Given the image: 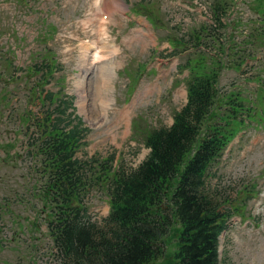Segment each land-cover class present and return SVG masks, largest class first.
<instances>
[{"label":"trees","instance_id":"trees-1","mask_svg":"<svg viewBox=\"0 0 264 264\" xmlns=\"http://www.w3.org/2000/svg\"><path fill=\"white\" fill-rule=\"evenodd\" d=\"M225 16V9L215 5L214 26L192 35L195 47L205 37L222 44V53L236 48L227 51L224 46L222 31L229 26ZM200 53L188 103L172 126L150 133V153L134 169L116 168L111 159L83 163L75 158L80 134L74 131L54 137L43 148L54 178L44 191L45 201L64 209L53 233L65 264H221L218 238L234 208L222 209L230 200L213 192L207 178L212 163L244 124L239 119L246 108L240 93L221 98L223 63L212 58L208 63L209 57ZM237 54L234 65L241 67L249 54ZM95 187L105 188L111 199L112 212L101 227L82 222L76 200Z\"/></svg>","mask_w":264,"mask_h":264},{"label":"rangeland","instance_id":"rangeland-1","mask_svg":"<svg viewBox=\"0 0 264 264\" xmlns=\"http://www.w3.org/2000/svg\"><path fill=\"white\" fill-rule=\"evenodd\" d=\"M103 1L104 0H102V2ZM132 1L135 2L136 0ZM160 1L157 3L163 10V19L165 23H168L169 27H173L175 34L179 36L184 35L185 32L187 33V31L195 27L199 28L203 25V22L207 23L205 17L198 13L195 7L189 6V4L183 0ZM261 1H263L262 5ZM261 1L246 0L245 4H242L240 7L241 12L234 15V17L238 19L242 16V13L244 14V18L241 19H243V29L246 30V32L258 33L264 28V14H262V16L256 14V11H258L257 8L264 10V0ZM204 2H206L204 5L208 11H210L209 5L211 3L217 4V2H220V4L226 6L230 12H233L236 0H204ZM237 3L240 4L241 1L238 0ZM91 4L92 0H38L37 6L43 9L42 16H47L48 10L51 9L50 12H52V17L49 18V21H54L59 24L57 26L60 28V32L63 31L62 34L69 38L82 36L91 37V26L89 25V27H87L82 23L83 20V22H85V16ZM252 4L254 11L250 13L249 9ZM92 6L95 5L93 4ZM92 6L91 10L95 8H92ZM103 7L104 9L106 7L105 10L109 9L107 4H103ZM20 9L22 8L14 5L12 11H9L11 12L10 16H19L22 13ZM93 14L96 15L98 12ZM20 16L22 20L24 19L23 21L29 22L31 26L30 31H27L24 36L25 41H22V45H28L30 49L33 47V44H40L35 41L34 38L37 29L41 25V18L37 13ZM66 19L70 20L66 22ZM22 20H19V25H22ZM120 27H123L121 35L128 36L132 33L136 34L139 24L128 25V22L116 19L115 22L109 26L111 31H116ZM232 29V27L229 28V30ZM147 32L150 35L143 36L145 40L134 47L136 57L132 62V73H136L140 65L147 63L151 59L160 57V53L165 48V46H160L158 50L159 53H155L157 41L154 31L151 30ZM165 34L166 33L162 32L161 35ZM243 38L244 36L237 37L236 41L240 42ZM28 42L31 44L29 45ZM7 43L9 45L12 44V42ZM61 43L66 44L68 41L62 38ZM239 45V49H241V47L246 48L249 52L253 51L256 55V61L253 59V61L250 62L254 64V70L245 75L246 77L249 76L256 79L246 82L244 78H240L238 71L227 68L222 74L220 73L221 87L223 92L227 93L235 89V85H239L238 87L242 88H244L245 85V87L249 89L251 97L255 98L258 94L257 90L260 86H263L264 83V40H259L258 43L253 46L246 43H240ZM59 51L67 69L70 65L68 63V57L71 52L64 48L59 49ZM19 56H21V59ZM37 56V61H39L40 56L38 52ZM15 57L14 63L16 65H28V63H30L28 54L24 53L23 55L20 50L16 53ZM182 61L183 60H180V63H182ZM233 61L234 58L232 56H226L225 62L230 63ZM170 62L173 68L177 60L173 59V61ZM249 68L250 66L244 67V69ZM139 71L140 69L137 72ZM173 72L163 77L158 73L146 75L149 83L145 84V87L148 86L150 88V94L143 101L141 107L136 109L131 107L130 115L133 120L136 119L139 114L142 116L136 121L137 125L135 127L133 126L131 136L129 135L128 138L124 136L123 131L120 130L121 125L115 124L113 120L108 124L105 123V127H99L101 123L97 125L93 120H90L91 118L93 119L100 116L101 113L98 108H91V114L87 116L88 121L85 116L81 115L84 123L89 128V133L86 138L87 145H84L78 157L83 160L89 159L91 156H94V158L112 157L111 161L116 168L118 167L128 171L141 164L150 153V149L145 146L146 137L150 130L152 128L170 127L173 123L175 113L181 110L187 102V92L185 93L186 88H175L177 85L173 84ZM176 80H178V78H176ZM9 81L10 80H7V83H9ZM22 81V87H26V85L30 86L29 82H25V80ZM128 82V78H121L120 83H117V91L111 87L114 93L112 96L124 102L128 94V92L126 94L125 89L126 86L129 88V85H127ZM53 83L56 84L55 81ZM7 87L9 91H11L13 87L17 88L13 83L10 85L8 84ZM143 88L144 85L142 86V90ZM52 89L56 92L59 90V86L55 85ZM73 89L74 87L69 85L66 89V93L72 92ZM25 92L28 93V90H25L24 93ZM96 95L100 97L98 96V90L96 91ZM101 96L104 97V100L108 101L107 93L105 95L101 93ZM219 106L220 104H217V109L214 110V112L218 111ZM100 117V121H103L102 115ZM72 119L74 124L78 122L76 118L72 117ZM68 122L69 118L65 117L64 125ZM111 130H115L117 133L115 140L109 138L108 133ZM11 136L14 137V135ZM232 145L231 150L227 151L224 156L220 158L218 163L212 167V176L209 179V183L210 189L217 186L229 189L230 191L228 192L232 198L236 199L238 198L239 192L245 190L251 191L254 184L257 185L256 190H262V181L264 179V128L262 126L259 128H249L244 134V137L241 140L235 141ZM21 149L22 148L18 146L15 150L21 151ZM3 157L4 155L0 154V264H44L48 259L49 237L46 236V225L43 216L39 211L36 212L32 210L33 204L40 206L37 200L41 197L37 195L36 198L34 197L32 200L30 192L28 191L29 187L34 189L41 187L43 184L41 176L39 175L40 172L37 176L33 175L35 178L31 180L30 175L27 174L30 163L25 157H23L20 162L17 161L13 164V161H9V163L5 165L1 160ZM92 196V221L96 222L98 227H101L104 225V218L107 217L109 213V204L105 202L107 198L105 195H102L100 191L94 192ZM99 197L102 198V200L99 199ZM263 198L259 197L256 200H250L245 213L246 217L243 220H239L236 225L229 228L228 232L226 231L227 234H224L221 244L222 264H264V229L257 227V220L253 219L258 213L263 214L261 217L262 219H260L257 224H263L264 227V209L262 210L264 204L262 206L260 205L261 208L258 207L259 200L262 199L264 201ZM243 203L244 202L241 204ZM36 223L39 226L38 230L36 228ZM158 264H165V262H159Z\"/></svg>","mask_w":264,"mask_h":264},{"label":"bare ground","instance_id":"bare-ground-1","mask_svg":"<svg viewBox=\"0 0 264 264\" xmlns=\"http://www.w3.org/2000/svg\"><path fill=\"white\" fill-rule=\"evenodd\" d=\"M103 2H102V0H95L94 1V5H99V4H102ZM108 8V7H107ZM143 39L145 40V38L143 37ZM146 42V41H145ZM102 49H105V46H103L102 47ZM89 51L90 50H88L87 51V55H85V58H84V63L82 64V67H81V69H84V68H91V67H93V64H92V59H91V51H90V53H89ZM104 56V55H103ZM89 58H90V60L91 61H89ZM112 66H113V60H108V61H106L105 62V67H106V69H107V76H106V80H110V77H109V75H110V73H111V71H112ZM78 86H79V83H78ZM103 91H101L100 89H98V96H100L101 95V93H102ZM84 93H87V92H84L83 91V94ZM81 94V93H80ZM87 103H88V97H87V95L86 96H82V99H81V101H78V105H79V109H80V112L82 113V114H85V115H87L88 116V106H87ZM109 101H106V100H104V102H102L101 103V108L100 109H98L99 111H100V113H102V111L103 112H105L106 110H108L110 107H109ZM90 120H93L94 122H95V124H97V125H99L100 123H101V121H100V116H98V117H96V118H91Z\"/></svg>","mask_w":264,"mask_h":264}]
</instances>
